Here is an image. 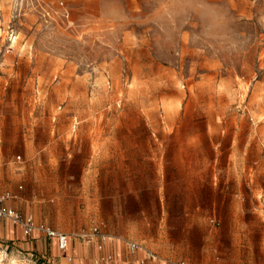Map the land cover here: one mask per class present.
<instances>
[{
    "label": "rangeland",
    "instance_id": "1",
    "mask_svg": "<svg viewBox=\"0 0 264 264\" xmlns=\"http://www.w3.org/2000/svg\"><path fill=\"white\" fill-rule=\"evenodd\" d=\"M0 189L72 264H264V0H0Z\"/></svg>",
    "mask_w": 264,
    "mask_h": 264
},
{
    "label": "built area",
    "instance_id": "2",
    "mask_svg": "<svg viewBox=\"0 0 264 264\" xmlns=\"http://www.w3.org/2000/svg\"><path fill=\"white\" fill-rule=\"evenodd\" d=\"M15 37L14 32L10 31L8 34L9 41L14 42ZM13 198L14 194L10 190L0 189V219L7 220L13 225L20 226L26 235L40 234L46 238H54L57 249L66 260L65 264H72V257L67 254L69 235L65 232L56 231L43 222L36 221L31 214H22L19 210L9 205L10 200ZM91 231L93 234L100 236L102 240L106 238L104 235L100 234L96 227L92 228ZM80 236L83 238L87 236V234L81 232ZM126 246L131 252L142 249L147 258L151 260L156 259V255L152 251L146 250L136 242L127 240Z\"/></svg>",
    "mask_w": 264,
    "mask_h": 264
},
{
    "label": "crops",
    "instance_id": "3",
    "mask_svg": "<svg viewBox=\"0 0 264 264\" xmlns=\"http://www.w3.org/2000/svg\"><path fill=\"white\" fill-rule=\"evenodd\" d=\"M15 199H16V195L14 194V198L10 200L9 205H11L15 209H17L15 207V205H14V200ZM19 228L21 229V233H22L21 236H20ZM25 235L26 234L23 232V230H22V228L20 226L13 225L9 221H7V220L0 219V239H1V241H3L2 239H5L7 241H13V239H19V241L17 242V244H19L21 247H25V246L26 247H29V244L32 245L33 242H32V240H30V241H24L25 238H26ZM28 236L30 237V239H35V238H38V237H43L44 240L48 239V240H50L52 242L54 241L53 243L56 246V242H55V239L54 238H46V237H44V236H42L40 234L28 235ZM131 241H133V240H131ZM38 242L40 243L41 241L39 240ZM133 242H135V241H133ZM36 245L38 247L37 241H36ZM70 247H71V238L69 237V244H68V247H67V254L70 255V256H72V258L75 257V258H78V259H81V257H86V254L87 253L83 249V248H86V247L77 246L76 249L74 250L73 254L69 251ZM100 248H104L103 249V252L104 253H108V252H110L111 249H113L112 250V255H113L112 261H106V262H104L102 264H154L153 263L154 262L153 260L148 259L144 263V262H142V261L140 262L138 259H136V256H130V255H128L127 252L123 249L124 247L119 242L118 243L114 242L113 244H109L108 242H105V245L103 247H100ZM126 248H127V246H126ZM140 251H143V250L142 249H137V250H135L133 252H140ZM92 254H93V256L96 255L95 250H92ZM62 258H64L63 255H62Z\"/></svg>",
    "mask_w": 264,
    "mask_h": 264
}]
</instances>
